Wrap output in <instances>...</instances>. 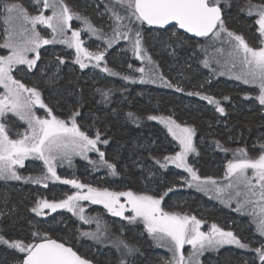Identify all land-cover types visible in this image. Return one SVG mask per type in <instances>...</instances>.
I'll return each mask as SVG.
<instances>
[{
  "label": "snow or ice",
  "instance_id": "snow-or-ice-1",
  "mask_svg": "<svg viewBox=\"0 0 264 264\" xmlns=\"http://www.w3.org/2000/svg\"><path fill=\"white\" fill-rule=\"evenodd\" d=\"M29 7L34 11L30 12ZM231 7L232 0H108L104 12L98 13L100 16H108L109 31L105 32L103 25H94L90 17L74 11L65 0H30L28 7L22 0H0L4 40L0 49L7 50V55H0V88L3 89L0 91V180L42 184L45 188L48 187L47 181H60L76 189L58 200L37 196L29 209L34 215L27 221L28 232L22 238H9L0 229V246L15 253L10 264H93L92 260L84 258L69 246L66 238H52L46 230L47 220L36 219L48 217L54 220L50 214L59 209H66L86 225L95 220L96 231H77L81 237L98 244H107L114 249V264H137V255L143 256L141 246L123 238V226L118 236L110 235L107 226L101 229L98 217H87L84 214L85 209L81 206L83 201L103 205L109 213L127 221L128 225L142 224L141 235L146 234L156 246L171 253L169 258H159L160 264H201L200 258L206 252L218 253L225 246L253 252L255 255L252 260H244V264H264V142L258 141V147L253 146V151L258 154L251 155L246 147L228 149L223 148L219 141H214L216 148L231 152L232 159L226 161L222 178L201 177L189 163L190 155L198 154L196 128L178 122L174 115H148L146 119L163 125L179 148L173 154L159 158L153 156L152 160L159 169L166 170L173 165L185 170L188 176L182 178V183H173L163 193L153 195L149 191L116 192L82 183L78 179H62L57 174V164L64 161L71 164L74 156L89 160L90 152L98 154L97 160L89 161L94 169L105 168L109 175H119L117 164L106 159L105 152L99 147L108 145L109 140L102 139L99 131L95 136H90L83 130V125L78 122L80 109L83 107L80 100L69 107L65 118H61L53 112L55 105L49 107L44 102L39 86L29 87L13 75L14 70H20L18 66H26L25 71L31 73L33 69H39L41 76H47L45 83L54 84L59 78L60 66L67 62L65 56H55L56 72L49 73L40 68L38 62L44 46L62 44L73 50L71 62L81 70L91 67L133 83L137 79L140 83L155 84L159 81L164 87L182 93L183 88L156 71L158 65L144 46V33L148 30L167 34V40L161 41V44L173 49V54V45L188 43L183 34H191L188 39L204 38L207 41L206 44L196 42V47L204 53V59L200 63L205 68H210L213 74H228L246 85L256 86L257 94H249L245 98L254 99L264 114V2L245 0L239 8L248 17H256L254 24L258 26L256 30L261 38V46L257 47L251 46L242 34L227 27L225 11ZM46 10H50L51 14L45 15ZM73 20L80 21L81 27L72 28ZM42 29L50 30V38L41 34ZM82 33L102 41L103 49L90 51L84 46L86 41L81 38ZM120 41L127 42V47L122 52L130 50L137 60L149 66L147 69L144 66L134 68L132 64H128L130 73L141 74L138 78L108 66L106 55ZM217 42L222 46L216 47ZM213 63L223 70L218 71ZM95 92L101 98L98 103H109L112 89L97 88ZM187 94L200 97L214 106L216 112L225 114L221 101L228 100V96L217 99L200 91ZM37 106L45 111L43 117L37 115ZM127 116L132 122L139 124L140 117L132 112ZM12 117L27 125L23 132H13L15 124ZM29 158L42 162L40 175L20 174L19 169L25 166V161ZM155 175L151 170L148 171V178H154ZM178 186L195 188L228 207L235 201L234 211L246 213L251 218L250 223L255 224L254 236L258 234L259 239L245 242L236 232L226 230L217 223H212L207 231H203L202 226L206 221L197 216L166 211L162 203ZM126 212L129 214L126 215ZM3 215L0 212V216ZM253 243L259 246L253 248ZM186 245L190 246L187 255L184 251ZM0 264H5V261L0 260Z\"/></svg>",
  "mask_w": 264,
  "mask_h": 264
},
{
  "label": "trees",
  "instance_id": "trees-1",
  "mask_svg": "<svg viewBox=\"0 0 264 264\" xmlns=\"http://www.w3.org/2000/svg\"><path fill=\"white\" fill-rule=\"evenodd\" d=\"M25 1L27 0H22L23 3ZM97 1L104 10L108 0ZM65 2L79 13L87 7L85 0H65ZM244 2L245 0H232V7L225 11L226 23L228 22V26L234 27L238 32L248 36L253 45H257L254 36L258 33L256 30L258 26L254 24L255 16L248 17L246 13L239 11ZM85 15L90 16L91 14ZM90 19L95 22L96 18L90 16ZM0 20L2 23V18ZM147 32L148 30L144 33V39L148 44ZM1 36H3V31L0 32V44H3ZM184 38L188 40V43L178 46L173 45L175 52L181 59L188 57L196 49L199 51L194 39H188L186 35H184ZM2 52L3 49H0V54ZM152 53L156 60L162 64V70L166 71L169 61L167 56L164 54L159 55L154 51ZM45 56V53L41 54V60H44ZM40 68L42 67L40 66ZM172 76L177 78L176 80L181 83V86L183 85L184 92H176L173 89L165 92L152 86L149 90H145L139 87L140 85L125 86L119 80H116L113 84L101 77L89 78L78 73V71L69 72L68 70L61 71L54 84L45 83L47 76H41L39 69L25 75L24 82L29 87L39 86L44 102L49 107L55 105L53 112L61 118H65L69 107L80 100L83 107L80 109L81 116L78 117V122L83 125V130L89 132L91 136H95L96 132L99 131L102 139L109 140V144L102 145V147L107 159L117 164L119 175L113 178H118L126 185L125 188L127 187V189L134 192H142L144 181L149 180V169L146 165L147 163L154 164L153 156L159 158L175 152L172 148L173 139L167 134L165 128L158 121L147 120L148 115L173 114L179 122L193 125L196 128L197 168L202 176H221L224 168L223 164L221 165V156L226 154L232 158L231 152H224L216 148L214 141H219L223 148L246 147L251 155L258 154L253 151V146L257 145L258 147V141L264 142V114H262L258 104L255 106L252 104L251 98H245L250 90L235 85L231 86L229 82L222 79H216L210 84L204 83L202 79L200 80V75L195 74L193 68L186 65L172 70L169 78L173 79ZM19 77L22 78L23 76L20 75ZM201 85L204 86L203 91L209 93L208 95L215 96L218 99L223 96L229 97L228 100L221 101L225 108V114L222 115L216 112L214 107L210 110V106L206 101L187 94L189 90H201ZM97 88L112 89L109 103H98L101 98L95 92ZM187 99L191 100L188 102ZM129 112L140 117L139 124L128 118L127 114ZM201 138H203V144ZM212 150L213 153H211ZM171 169L173 168L169 166L168 169L162 170L164 179L168 183H170L169 181L177 183L180 177ZM75 171L83 178L82 173H80V166ZM92 171L95 174L98 172L96 169ZM106 171L108 172V170ZM18 186L23 187L24 185L18 184ZM158 186L159 188H166V183L161 182ZM22 189L0 191V209L3 208L4 210V215L0 218V229H3V234L9 238L23 237L28 232L27 221L33 217L29 209L34 199V191L28 186ZM185 203V206H180V208L199 215L204 221L219 223L221 226L228 223H232L233 226L235 221L234 223H239V225H236L235 229L232 227L231 230L237 231L242 238L247 240L249 239L247 237L251 236V233L244 231L242 222L234 219L232 215L227 213L228 211L211 208L208 204L209 208L206 206V200L198 199L196 195L185 199ZM180 208L177 211H181ZM68 220L71 221L68 227L48 228L50 235L56 239L66 238L69 245L97 264H114L116 257L114 251H109L108 254H102L101 252L93 254L91 251H83L77 242L85 244L86 240H82L76 234L79 229L74 226L73 218L69 217ZM74 229L75 234L70 233ZM79 231L77 232L79 233ZM123 236L134 239L141 246L143 256L137 255V264H160L159 259L153 254L148 255L150 249L147 242L137 241L138 238L132 237L129 231L124 233ZM94 247L97 246L94 245ZM155 247L157 246L155 245ZM219 253L211 257L215 264H244L239 255L240 253L232 254L223 251ZM13 255L14 253L11 250H6L0 246V260L5 261V264H10ZM204 264L211 263L208 260Z\"/></svg>",
  "mask_w": 264,
  "mask_h": 264
},
{
  "label": "rangeland",
  "instance_id": "rangeland-1",
  "mask_svg": "<svg viewBox=\"0 0 264 264\" xmlns=\"http://www.w3.org/2000/svg\"><path fill=\"white\" fill-rule=\"evenodd\" d=\"M261 2H264V0H253V3H261ZM29 3H30V0H27V1H25L24 4L26 7H28ZM85 4L87 7L83 11L81 10L80 14L81 15H85V14L88 15L90 13L91 14L90 16H93L94 19L96 18L94 20L95 22L92 21V23L98 27L103 25L105 32H107L108 31L107 24L109 22L108 16L107 15H104V16L98 15V13L104 12V10L100 6V4H98V1L97 0H85ZM97 6H99V7H97ZM72 9L74 10V8H72ZM29 11L33 12L34 10L31 9V7H29ZM50 14H51L50 10L45 11V15H50ZM226 21L227 20L225 18V23H226ZM71 25H72V28H79V27H81V22L73 20L71 22ZM226 25L230 30H232L238 34H242L244 36L245 40L251 46H253V47L261 46L260 45L261 38H260L258 33L256 35H254L255 40L257 42V45H253L251 42V39L248 36H245L243 33L238 32V30H236L234 27L228 26V22L226 23ZM2 26H3V21L1 23V20H0V32L3 31ZM41 34L43 36H45L46 38H50V35H51L50 30H46V29H42ZM68 35L69 36L71 35V31L68 32ZM147 35H148V44L145 40L144 46L147 48L148 54L151 55L152 60L158 65V68L156 69V71L159 73H162L173 84H176L182 88L183 85L181 86V83L178 80H176L177 78L172 76L173 79H170L169 75H170V72L172 70H176L177 68H179V66L181 67L182 65H186V66H191V68H193V71L195 72V74L200 75V77H201L200 80L202 79L204 83L210 84L213 81H215L216 79H222L223 81L225 80V81L229 82V84L231 86L235 85L237 87L239 86V87H243V88L250 90L249 92H247V95L250 94L251 96H254L255 94H257L258 89L256 88V86L246 85L242 81H238L233 76L228 75V74H225V75L213 74L212 70L210 68H205L203 66V64L200 63V61L204 59V53L201 52L200 49H199V51L196 49L188 57L181 59V57H179V55H177L176 52H174V54H173V49L167 48L161 44V41L167 40V38H168L167 34H165L164 32L154 33V32L148 31ZM1 38H2V41L4 42L3 36H1ZM81 38L86 41L84 46L89 48L90 51H96L97 49L102 50L104 47V43L102 41L96 39L95 37L89 38L87 35L82 33ZM197 41H199V43H201V44L207 43V41L204 38L201 40H195V42H197ZM221 46L222 45L219 42H217L216 47H221ZM126 47H127V42H125V41H120L118 43V45H114L112 49H109L108 54L106 55V61L108 63V66L113 68L115 71L121 72L123 74H133L138 78L141 74L138 72L130 73L128 71V64H132L134 68H139L141 66H144L147 69L149 66L146 64H142V62L140 60H137L130 50H128L127 52L121 51L122 49H125ZM153 51L159 55L164 54L169 59V61L167 63L166 71H164V69L162 70V64L156 60L155 56L152 53ZM44 53L46 55L45 59L40 60L38 62V64H39V66L42 67V69H46L47 71L49 70V72H56V65L54 62L55 56L56 55H63V56H65L67 62L65 65L60 66L59 73L63 70H68L69 72L78 71V73H81L84 76L89 77V78L97 76V77H101L103 79H106L113 84H115L114 82L116 80H119L125 86H131V85L138 86V85H140L139 87H141L145 90H149L151 88V86L157 87V89L160 88L161 90H163L165 92H168L169 90L172 89V88L164 87L163 85L160 84L159 81H157V83H155V84L150 83V82L140 83L139 79H137V81L135 83H133L130 81H124L119 76H110L107 73L101 72L99 69H92L90 67L88 69L81 70V69H79L78 65H75L71 62V58H72L71 54L73 53V50L67 49L66 46L62 45V44L44 46V48L41 49V54H44ZM209 53H211V49H209ZM0 55H7V50L3 49V52ZM25 67L26 66H18V68L20 70L19 71H16V70L13 71L14 77L16 79L21 80V82L24 84H26L24 82V76L31 74L35 70V69H33V71L31 73H29V72L25 71ZM213 67L218 68V66L215 65L214 63H213ZM221 70H223V69L218 68V71H221ZM59 73H58V75H59ZM20 75H22L23 77L20 78L19 77ZM145 79L147 80L148 77L146 76ZM209 81H210V83H209ZM203 88H204V86L201 87V90H194V89L189 90V91H187V93L200 91V92H203L205 94H209L208 92L203 91ZM173 90H175V89H173ZM0 91H3V89L0 88ZM198 98L200 99V97H198ZM190 100L191 99H187L188 102ZM251 101H252V104L254 106L258 104L254 99H252ZM209 106H210V110L212 107H214L212 105H209ZM37 115H39L41 117H43L45 115V111L43 109H40L39 106H37ZM157 115L168 116V115H173V114H167L166 115L165 113H159ZM9 116L11 117V114H9ZM174 118H175V116H174ZM11 119L14 121V124H15V127L13 128V132H16V131L23 132L24 129L27 127V125L23 121H19L15 117H12ZM166 132H167V130H166ZM88 134L91 136V134L89 132H88ZM13 138H15V136H13ZM195 140H196V138H195ZM99 147H100L101 151H104L103 150L104 148L102 147V145H99ZM172 148L174 151L179 150L178 145L174 140L172 141ZM211 153H213V150L211 151ZM88 156H89V160H85L83 157H80V156H74L71 164H69L67 161H64L62 164H57V174L62 179H78L82 183L92 184L94 187H105L111 191L122 192V191L131 190V189H127V187L125 188L124 186H126V185H124L123 182L119 181L118 178H113L114 176L111 177L109 175V173L106 171L107 169H105V168H96V170L98 172L95 174L94 171H92L94 169L93 165L89 161L90 160H97L98 154L90 152V153H88ZM105 158L107 159L106 156H105ZM228 159H232V158L228 157L226 154H223L221 156V159H220L222 161L221 165L223 164L222 166L224 167L222 169V173H221L222 175L219 177H214V178L220 179L224 176L225 164H226V161ZM189 163L192 164V166L195 169H197L198 174L200 175L199 169L197 168L198 159L196 157V154L190 155ZM78 166H80V171H81L80 173H82L83 178H81L80 175L77 174V171H75V170H77ZM146 166L149 170L154 172L156 175L154 178H148L149 179L148 181L147 180L144 181L143 191H149L150 194L155 195L158 192L163 193L164 191H166V189L168 187L172 186V184L174 182L169 181L170 183H168L164 179V176H163L164 174L162 173V170H164V169H159V167L157 165L150 164V163H147ZM218 166L220 167V165H218ZM170 167L173 168V169H171V171H173L175 174L179 175L180 178H179L178 182L182 183L183 182L182 178L188 176V173L185 170L177 169L173 165H170ZM42 168H43V165H42L41 161H38L34 158H29L25 161V166L23 168H20L19 171H20V174L23 176H28V175L37 176V175L41 174ZM93 173L95 174L94 176H93ZM200 176L204 177L202 175H200ZM161 182L166 183V188H159L158 184H160ZM18 184H21L24 186L19 187ZM47 184H48V187L45 188V187H43L42 184L41 185H35V184H31V183H24L23 181H3V180H0V191L5 190V189H7V190H11V189L12 190L13 189L23 190L22 188H25L26 186H28V188H30L34 191V193H33L34 199L37 196H43V197H46L48 199L55 198L57 200L65 198V194L70 195L72 192L76 191V189L72 185H65V184L61 183L60 181H47ZM193 195L198 196V199L206 200V202H207L206 206H208V204H209L211 208H218L221 210H226V211H228L227 213L232 215V217L234 219L241 221L243 224V227H244V231L246 230V233H249V234L251 233V236L247 237L249 239L247 240V239L242 238V236L235 230H232V231L236 232L241 237L242 240H245V242H248L249 240H252V239H257V240L259 239L258 234H255V236H254L255 224L250 223L251 218L246 213H237L234 211V209L236 207L235 201H232L231 207H228L227 205L221 203L220 200L215 199L213 197H210L209 195H206L202 192H199L195 188H189L187 186H185V187H179L178 186L177 189L173 193H170L165 198V200L162 203V206L165 207L166 211H177L178 208H180V206H183V205L185 206V204H186L185 199H189ZM121 200L123 201V198H121ZM31 206H32V204H31ZM31 206H30V208H31ZM81 206L84 207V209H85L84 214L87 217H93V218L98 217L99 222H100V225H99L100 228L104 229L105 226H107V229H108V232L110 235H112V236L117 235L118 236L120 234L121 226H123L124 227L123 234L126 233L127 231H129L130 234L132 235V237L138 238L137 241H140L142 243L144 241V242H147L149 244L150 251H149L148 255L153 254V256H155L157 259H159L161 257L169 258L171 256V253H169L167 251V249L160 248L158 246L155 247V244L150 240V238L147 239L148 237L146 234H144L143 236L141 235V232L143 231L142 224L128 225L127 221H124L120 217L113 216L111 213H109L107 211V209H105L103 207V205L92 204L89 201H83V202H81ZM180 209H182V208H180ZM3 211H4L3 208L0 209V212H3ZM178 212H184V213H187L190 215H195V216H197L198 219H202L199 215H197L195 213H189L185 209H182L181 211H178ZM127 214H129V213L126 212V215ZM50 215H51V217L54 218V220L49 219L48 217L36 218L38 220L39 219H45L48 221V224L46 226V230H48V228H50V227H57V228L58 227L63 228L66 226L68 227L71 223V221L68 220L69 217L73 218V220L75 222L74 226L77 229H79L80 231H96V229H97V224H96L95 220H93V222L91 224H87V225L83 224L82 221H79V219L77 217L73 216L66 209H59V210H57L56 213H51ZM1 217L2 216H0V218ZM54 221H61V222L56 223ZM234 222H233V226H232V223L223 224L222 226L219 223H217V224L221 227H224L226 230H231L232 227H234V229H235L236 225H239V223H234ZM213 223H215V222H213ZM211 224L212 223L206 221L205 225L202 226V230L207 231ZM240 226H242V225H240ZM70 233L75 234V229L72 230ZM76 234L78 236H80L77 231H76ZM143 237H144V239H143ZM80 238L82 240L83 239L86 240L85 244L77 242V244L79 245V247L83 251H91L93 254H96L98 252L99 253L101 252L102 254H108L109 251L115 252V250L112 249L107 244H104V245L98 244V243H96V242H94V241H92L86 237L80 236ZM123 238L128 239L130 241H135L134 239H131L130 237L128 238V237L123 236ZM91 242H93L94 244ZM94 245L101 248V249L94 247ZM257 246H259L257 243L252 244L253 248H255ZM156 248H158V250H156ZM184 251H185V255H187L188 251H190V246L186 245ZM222 251L224 253L228 252V253H232V254L240 253L239 255L241 256L243 261L244 260L251 261L255 255L253 252H251L249 250H241V249L236 248L235 246H225L219 252H222ZM218 253L214 252V251L206 252L200 258L201 264H204L208 260L211 264H215V261L211 257H213L215 254H218ZM158 261H160V259ZM257 264H258V262H257Z\"/></svg>",
  "mask_w": 264,
  "mask_h": 264
},
{
  "label": "water",
  "instance_id": "water-1",
  "mask_svg": "<svg viewBox=\"0 0 264 264\" xmlns=\"http://www.w3.org/2000/svg\"><path fill=\"white\" fill-rule=\"evenodd\" d=\"M181 33H182V30H181ZM184 35H186V36H190L191 34H184ZM192 39H194V40H201L202 38H192ZM53 238V237H52ZM54 239H56V238H54ZM69 246H71V245H69ZM74 250H76V249H74ZM77 251V250H76ZM78 252V251H77ZM78 254H80L79 252H78ZM81 255V254H80ZM85 258V257H84ZM87 259V258H86ZM93 262V261H92ZM93 264H96L95 262H93Z\"/></svg>",
  "mask_w": 264,
  "mask_h": 264
},
{
  "label": "flooded vegetation",
  "instance_id": "flooded-vegetation-1",
  "mask_svg": "<svg viewBox=\"0 0 264 264\" xmlns=\"http://www.w3.org/2000/svg\"><path fill=\"white\" fill-rule=\"evenodd\" d=\"M202 39H203V38H202ZM81 255H82V254H81ZM82 256H83V255H82ZM84 257H85V256H84ZM85 258L92 260L91 258H89V257H87V256H86ZM92 261H93V260H92ZM93 262H94V261H93ZM96 264H97V263H96Z\"/></svg>",
  "mask_w": 264,
  "mask_h": 264
}]
</instances>
